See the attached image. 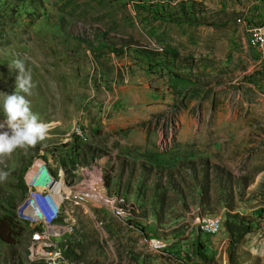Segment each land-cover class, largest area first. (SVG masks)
Returning a JSON list of instances; mask_svg holds the SVG:
<instances>
[{
  "label": "rangeland",
  "instance_id": "374dc122",
  "mask_svg": "<svg viewBox=\"0 0 264 264\" xmlns=\"http://www.w3.org/2000/svg\"><path fill=\"white\" fill-rule=\"evenodd\" d=\"M253 25H264V0H0V119L16 91L10 66L23 59L35 85L26 98L50 126L34 148L0 157V217L16 223L0 264L51 263L30 259L37 223L15 215L36 159L38 180L68 186L99 167L106 193L139 210L124 223L94 203L62 204L70 232L56 264H264V58L248 43ZM194 213L220 214L218 233L190 230ZM151 237L174 241L151 252Z\"/></svg>",
  "mask_w": 264,
  "mask_h": 264
},
{
  "label": "built area",
  "instance_id": "2783aa9c",
  "mask_svg": "<svg viewBox=\"0 0 264 264\" xmlns=\"http://www.w3.org/2000/svg\"><path fill=\"white\" fill-rule=\"evenodd\" d=\"M246 33L249 45L264 58V25L248 26ZM70 131L75 136H81L80 130L75 124L72 125ZM37 163L46 167L40 159H36L30 165L24 175L27 193L15 209V215L18 218L37 223V229L32 228L33 230L30 233L29 257L31 260L38 258V256L42 258L51 256L48 260L54 264L61 258L65 247H61L60 239L70 232L66 224L58 221L61 215V205L64 203L74 206L94 203L107 210L113 218L124 223L132 222L139 215V210L136 206L127 202L122 195L106 193L99 167L92 165L83 166L76 174L74 184L68 186L61 181L60 177L55 180L49 173H47V178L43 182L38 180L36 175ZM55 184L60 185L59 194L51 189V186ZM53 195L58 199V204L51 212L46 209L39 211L31 206L33 200H38L45 196L50 198ZM221 222L220 214L203 215L194 213L190 214L189 229L194 228L206 236H212L218 233ZM146 245L149 251L159 252L167 247V242L160 237H151L146 240Z\"/></svg>",
  "mask_w": 264,
  "mask_h": 264
},
{
  "label": "clouds",
  "instance_id": "9594fccd",
  "mask_svg": "<svg viewBox=\"0 0 264 264\" xmlns=\"http://www.w3.org/2000/svg\"><path fill=\"white\" fill-rule=\"evenodd\" d=\"M16 71V91L7 94L3 101V119H0V157L10 156L17 149L27 150L46 140L50 126L41 122L38 114L33 113L26 96L32 95L35 87L31 70L26 68L23 59H16L10 66ZM23 93V94H21ZM9 172L0 171V182L6 180ZM59 194V187L55 192ZM58 204L55 195L33 200L31 206L39 211L51 212Z\"/></svg>",
  "mask_w": 264,
  "mask_h": 264
},
{
  "label": "trees",
  "instance_id": "16d2710c",
  "mask_svg": "<svg viewBox=\"0 0 264 264\" xmlns=\"http://www.w3.org/2000/svg\"><path fill=\"white\" fill-rule=\"evenodd\" d=\"M104 184L107 185L109 183V177H104ZM13 222L12 218L8 217H0V241L2 243L8 244L10 243V239L12 238V230H13ZM33 229H37L36 227ZM32 229V230H33Z\"/></svg>",
  "mask_w": 264,
  "mask_h": 264
},
{
  "label": "crops",
  "instance_id": "0c3cea01",
  "mask_svg": "<svg viewBox=\"0 0 264 264\" xmlns=\"http://www.w3.org/2000/svg\"><path fill=\"white\" fill-rule=\"evenodd\" d=\"M164 240L167 242V247L169 246V244H170V242H171L172 240L174 241V239L169 240V241H168L167 239H164ZM167 247H166V248H167ZM166 248H165V249H166Z\"/></svg>",
  "mask_w": 264,
  "mask_h": 264
},
{
  "label": "bare ground",
  "instance_id": "6f19581e",
  "mask_svg": "<svg viewBox=\"0 0 264 264\" xmlns=\"http://www.w3.org/2000/svg\"><path fill=\"white\" fill-rule=\"evenodd\" d=\"M39 178V177H38ZM52 189V188H51ZM52 190H54V192H55V189H52ZM56 193V192H55Z\"/></svg>",
  "mask_w": 264,
  "mask_h": 264
}]
</instances>
